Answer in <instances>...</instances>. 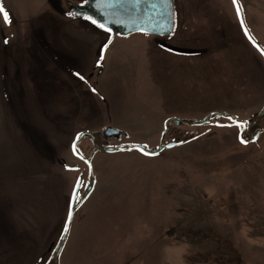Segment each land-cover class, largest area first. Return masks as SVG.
<instances>
[{
  "label": "rangeland",
  "instance_id": "rangeland-1",
  "mask_svg": "<svg viewBox=\"0 0 264 264\" xmlns=\"http://www.w3.org/2000/svg\"><path fill=\"white\" fill-rule=\"evenodd\" d=\"M175 3L172 39L116 37L103 57L100 48L89 74L71 78L77 67H65L63 78L53 80L58 91L46 109L68 113L73 129L105 123L126 135L106 147L147 150L159 146L171 118L192 122L223 112L247 121L256 115L264 106V67L237 34L227 0ZM239 3L264 49V1L253 0L247 11ZM0 5L10 20L5 30L14 33L32 28L30 17L47 7L75 17L65 0ZM140 38L148 42L135 41ZM4 76L23 74L17 68ZM18 87H10L22 92L16 104L27 113L39 109L34 95ZM14 100L6 95L0 101V264H53L72 189L87 171L71 151L74 133L64 130L53 143L44 139L41 131L56 126L50 117L47 128L33 117L25 124L15 118L13 127L5 112L12 117L17 111ZM170 127L174 141L194 138L154 157L134 150L94 157L95 187L74 213L59 264H264V133L244 144L239 126L218 117L200 127ZM258 130H264V116ZM91 149L89 137L76 147L86 155Z\"/></svg>",
  "mask_w": 264,
  "mask_h": 264
},
{
  "label": "crops",
  "instance_id": "crops-1",
  "mask_svg": "<svg viewBox=\"0 0 264 264\" xmlns=\"http://www.w3.org/2000/svg\"><path fill=\"white\" fill-rule=\"evenodd\" d=\"M227 2L229 3L230 16L235 23L237 34L242 37V42L245 45L247 44L246 46L254 51L264 67L263 57L250 45L242 33L231 0H227ZM241 3L243 4V7L248 10L249 7L253 5V0H241ZM30 18L34 19V25L32 28L29 27L28 30H23L19 33H16L17 31H15L14 33L13 30H5L6 23L0 14V101H2L6 95L11 99H15L13 106L17 111L13 113L12 117L11 112H5V115L9 116V120H11V118L13 119L12 126L15 127V122L17 123V121H14L15 118L19 117L20 119H23V123L25 124L27 123L25 118L33 117L41 118L39 120L40 123H43L47 128L50 125V123H48V117H50L53 119L51 120L52 123H55L56 126L51 125L50 128L45 131L49 132V134H44L43 130L41 133L45 140L50 139L52 140V143L57 140V135L65 133L64 130L69 131V133H74L76 136L85 131L89 133L95 131L96 133L104 130L107 126L105 123L87 129H73L67 125L68 113L64 111L50 112L46 109V105L56 96L58 90L54 86L53 80H56L55 78L58 77L60 79L63 78V71L68 70L65 67L71 69L77 67L70 73L71 75H68L69 77L76 79H79L80 73L89 74V71L94 70V67L96 66L95 63L98 60V51L106 43L108 35L86 19L69 17L54 12L49 7L45 8L42 12H37ZM248 19L250 24L253 25L249 13ZM132 38L126 39L127 41L125 42L134 43ZM146 38L153 37L147 36ZM135 41L141 43L148 42L146 39L142 38L136 39ZM152 49L155 50V47ZM18 53L20 57L16 60V55ZM85 62L87 63V66ZM80 63H84L83 65L85 66H75ZM100 65L97 64L98 67H100ZM85 67H89L88 69L90 70L86 71ZM17 68L23 74L22 79H10L9 76L8 79L5 78V71L13 70L15 72ZM55 70H59L60 73L54 77ZM49 82L51 83L49 84ZM15 85H17V88H19L18 85H20L25 90H29L30 93L27 95H34L39 105L34 106L39 109L33 111L31 107V109H29L30 113H27L28 111H25V109H21V107L16 104L20 102L15 101H17L19 95H22V92H19L17 88L15 90L16 92L10 88ZM13 92H15V94H13ZM31 133L40 135L35 131H31Z\"/></svg>",
  "mask_w": 264,
  "mask_h": 264
},
{
  "label": "water",
  "instance_id": "water-1",
  "mask_svg": "<svg viewBox=\"0 0 264 264\" xmlns=\"http://www.w3.org/2000/svg\"><path fill=\"white\" fill-rule=\"evenodd\" d=\"M234 6L237 13V6H239L237 0ZM239 9V15L237 13V16L245 37L264 59V54H262L260 51V49L263 48L251 36L244 23L240 6ZM67 10L71 15H74L75 17L83 18L90 22L92 20H95L96 24L94 25H96L97 27L98 25L104 26L103 28L98 27L108 35V39L101 49V57L104 56L107 48L116 37L125 38L134 34H143L146 36L170 40L173 38L177 28V9L175 0H82L79 3H67ZM86 17L90 19H87ZM105 29H107V31ZM246 30L247 35L245 34ZM100 64L101 61L98 62V65ZM263 116L264 106L257 114L255 120L248 126L246 121H239L234 115L223 112H212L207 114L200 121L192 122H185L177 118H171L165 121L163 128V137L159 146L155 149L147 150L142 146L122 145L117 147H105L99 150H95L90 155L89 159L86 160V164L89 169V186L86 189L85 195L77 201L82 184V178L77 179L72 189L64 231L52 254V260L54 264H59V256L68 237L74 213L94 190L96 182L94 179L92 160L96 154L100 152L113 154L116 152L134 150L147 157L158 156L166 150H171L179 145H182L181 141L166 142L170 125H173L175 127H178L180 125L200 127L209 123L210 120L215 117H218L220 119H227L231 123H235L241 126L242 129L239 132V136L241 138L246 128L250 129L255 126ZM217 125H221V123L218 122ZM102 135L105 139L126 136L124 133L111 127H106ZM85 137H89L92 141H95L96 139L93 133L82 132L78 134L71 144V151L75 157H81L79 152L76 150V147L78 142H80ZM255 137H257V134L254 136V138ZM64 168L68 171H76L78 169L77 166L68 165H65Z\"/></svg>",
  "mask_w": 264,
  "mask_h": 264
},
{
  "label": "flooded vegetation",
  "instance_id": "flooded-vegetation-1",
  "mask_svg": "<svg viewBox=\"0 0 264 264\" xmlns=\"http://www.w3.org/2000/svg\"><path fill=\"white\" fill-rule=\"evenodd\" d=\"M82 0H80V1H76L77 3H79V2H81ZM238 1V4H239V6H240V3H239V0H237ZM65 2H66V4L67 3H72L71 1H69V0H65ZM231 2H232V0H231ZM232 4H233V2H232ZM233 7H234V10H235V14H236V17H237V20H238V16H237V13H236V9H235V6H234V4H233ZM241 8V7H240ZM246 10V9H245ZM241 11H242V9H241ZM247 11V10H246ZM242 14H243V19H244V23L246 22V20H248V23H249V25H251L250 24V21H249V19H248V13L246 12V18H245V14H244V12L242 11ZM238 23H239V20H238ZM245 25H246V23H245ZM239 26L241 27V25H240V23H239ZM247 27V26H246ZM248 29V28H247ZM241 30H242V28H241ZM249 30V29H248ZM250 32V31H249ZM242 33H243V30H242ZM250 34H251V32H250ZM243 35H244V33H243ZM251 36H252V34H251ZM244 37H245V35H244ZM253 37V36H252ZM245 39H246V37H245ZM254 39V38H253ZM247 40V39H246ZM255 40V39H254ZM248 41V40H247ZM249 42V41H248ZM250 43V42H249ZM250 45H251V43H250ZM252 46V45H251ZM253 47V46H252ZM254 48V47H253ZM255 49V48H254ZM256 50V49H255ZM257 51V50H256ZM258 52V51H257ZM261 110V109H260ZM259 110V111H260ZM259 111H258V113H259ZM257 113V114H258ZM255 120V119H254ZM253 120V121H254ZM261 120V119H260ZM259 120V121H260ZM252 121V122H253ZM259 121L256 123V125L255 126H253L252 128H250V129H247L246 128V130L243 132V134H242V136H241V138H240V136H239V133H238V136H239V141L241 142V139H243L245 142H244V144H249V143H252V142H255L263 133H264V130L263 131H259L258 130V123H259ZM247 126L248 125H250L252 122H248V119H247ZM239 128H240V130H239V132L241 131V129H242V127L241 126H239ZM257 134V137H255L254 138V136ZM79 143L80 142H78V144H77V146L79 145ZM91 143H92V149H91V152L89 153V155H86V154H83V153H81L80 151H78L79 152V154H80V158H78V157H75L82 165H84V167L86 168V171H87V175H86V177H85V179H82V184H81V188H80V191H79V194H78V199H77V201L79 200V199H81L84 195H85V192H86V189L88 188V186H89V169H88V166H87V164H86V160L87 159H89V157H90V155L95 151V150H99V149H102V148H105L106 147V141L105 140H101L98 136L96 137V139H95V141H92L91 140ZM97 155V154H96ZM95 155V156H96ZM94 159V158H93ZM92 163H93V160H92ZM78 170V169H77ZM76 170V171H77ZM76 183V182H75ZM75 185V184H74Z\"/></svg>",
  "mask_w": 264,
  "mask_h": 264
},
{
  "label": "trees",
  "instance_id": "trees-1",
  "mask_svg": "<svg viewBox=\"0 0 264 264\" xmlns=\"http://www.w3.org/2000/svg\"><path fill=\"white\" fill-rule=\"evenodd\" d=\"M256 116H257V114L256 115H254L253 117H251V118H249L248 119V122H252L255 118H256ZM103 131V130H102ZM100 132V133H93V135L95 136V138L98 136L101 140H105L106 141V143H108V141H109V139H105L104 137H103V135H102V133L103 132ZM175 130H173L170 126H169V131H168V136H167V138H166V142H171V141H174V137H175ZM163 134H164V130L162 131V133H161V137H160V142H161V139H162V137H163ZM77 137V136H76ZM194 137L193 136H189V135H187V136H185V138H183V139H179L178 138V140H176V141H181L182 142V144H185V143H188L189 141H191L192 139H193ZM81 142V141H80ZM106 146H107V144H106ZM51 260H52V258H51ZM52 263L54 264V262H53V260H52Z\"/></svg>",
  "mask_w": 264,
  "mask_h": 264
},
{
  "label": "snow or ice",
  "instance_id": "snow-or-ice-1",
  "mask_svg": "<svg viewBox=\"0 0 264 264\" xmlns=\"http://www.w3.org/2000/svg\"><path fill=\"white\" fill-rule=\"evenodd\" d=\"M233 3L235 4V3H236V0H233ZM239 11H240L239 6H237V13H238V15H239ZM0 14L3 15V20H4V22H5L6 24H7V23H10L8 13L3 9L2 6H0ZM86 18H87V19H90V18H88V17H86ZM91 22H92L93 24H96V21H95V20H92ZM98 27L103 28L104 26H103V25H98ZM105 30L107 31V29H105ZM245 34L247 35V30H246ZM260 51H261L262 54H264V49H260ZM237 126H239V125H237ZM241 142L244 143L245 141H244L243 139H241Z\"/></svg>",
  "mask_w": 264,
  "mask_h": 264
}]
</instances>
